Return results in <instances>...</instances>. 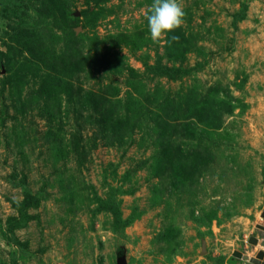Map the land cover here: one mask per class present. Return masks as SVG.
Listing matches in <instances>:
<instances>
[{"label":"rangeland","instance_id":"1","mask_svg":"<svg viewBox=\"0 0 264 264\" xmlns=\"http://www.w3.org/2000/svg\"><path fill=\"white\" fill-rule=\"evenodd\" d=\"M151 3L0 0V264L262 249L264 0H179L156 42Z\"/></svg>","mask_w":264,"mask_h":264},{"label":"clouds","instance_id":"2","mask_svg":"<svg viewBox=\"0 0 264 264\" xmlns=\"http://www.w3.org/2000/svg\"><path fill=\"white\" fill-rule=\"evenodd\" d=\"M184 15L179 0H152L149 13L146 15L150 39L156 42L162 36L180 27Z\"/></svg>","mask_w":264,"mask_h":264},{"label":"water","instance_id":"3","mask_svg":"<svg viewBox=\"0 0 264 264\" xmlns=\"http://www.w3.org/2000/svg\"><path fill=\"white\" fill-rule=\"evenodd\" d=\"M260 217L264 218V209L261 212ZM256 229L260 231L263 239L258 242L257 238L250 237L248 239V243L253 246H256L258 244L262 249H259L258 251H256L253 256L244 255V254H241L240 252H234L233 256L238 259H241L242 261H246L250 264H264V226L256 225ZM116 264H125V261L122 256H118L116 258Z\"/></svg>","mask_w":264,"mask_h":264},{"label":"trees","instance_id":"4","mask_svg":"<svg viewBox=\"0 0 264 264\" xmlns=\"http://www.w3.org/2000/svg\"><path fill=\"white\" fill-rule=\"evenodd\" d=\"M25 207H26V202H23V204L20 206V211L22 212L20 215L21 219L24 218L23 210L25 209ZM108 209L112 215L114 225L118 226L120 224L121 220H120V213H119L118 205L115 202V200L112 199L109 202Z\"/></svg>","mask_w":264,"mask_h":264}]
</instances>
